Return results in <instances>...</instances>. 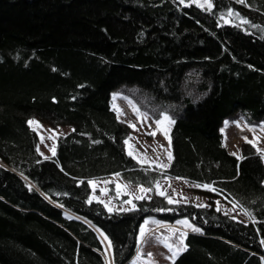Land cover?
Listing matches in <instances>:
<instances>
[{"label": "trees", "instance_id": "1", "mask_svg": "<svg viewBox=\"0 0 264 264\" xmlns=\"http://www.w3.org/2000/svg\"><path fill=\"white\" fill-rule=\"evenodd\" d=\"M212 1L0 0V264H107V247L128 264L148 215L199 228L169 264H264V159L251 142L232 153L221 130L240 109L264 116V0ZM192 68L198 100L183 91ZM123 85L176 104L166 169L129 155ZM32 116L74 126L54 155ZM117 172L152 195L127 210L91 200L89 179ZM167 175L212 184L250 220L168 203L155 189Z\"/></svg>", "mask_w": 264, "mask_h": 264}, {"label": "rangeland", "instance_id": "2", "mask_svg": "<svg viewBox=\"0 0 264 264\" xmlns=\"http://www.w3.org/2000/svg\"><path fill=\"white\" fill-rule=\"evenodd\" d=\"M198 1L205 4V0ZM210 2L211 4L213 3L212 0H210ZM198 82L199 74L195 69H189L183 82L184 94L191 96L194 100H198L204 94V92L198 88ZM112 98L113 106L117 110L118 116L129 124L135 125V127H132V132L127 138L128 143L126 147L128 152H131L141 163L148 162V159L157 160V157H159L162 163H167L169 160L165 149L171 153L170 130L173 123L163 121V117L166 115L171 121H174L176 104L160 103L136 85L120 86L112 92ZM136 110H138V112ZM179 112L181 113V110H179ZM29 120L38 122L37 125L31 126L35 128L40 135L39 150L44 156H52L53 149L55 152L57 137L60 134L70 132L74 128L72 124L52 125L41 120L37 116H32ZM157 120H161L162 123L157 125ZM223 130L227 141L226 143L234 154L238 156L242 155L243 144L251 142L264 159V116L252 118L247 111L240 109L224 118ZM149 133H154V135H150ZM129 137H131V139H129ZM152 154H155V157L150 156ZM92 182H94L92 185H101L105 181L92 178ZM194 183L195 184H191V186L187 187L188 190L182 189L181 191H176L171 198L176 202H193L199 205H209L212 203L222 211H231L232 209L231 215L238 216H235L236 218H242L239 214V204L236 201L214 188L212 184ZM195 185H201V187H196ZM203 185H209L212 189H215V191L205 189L202 187ZM119 186L123 192L130 195V197L126 199L128 196L122 194V199H126L124 201L125 208H133L135 206L134 199L137 196L150 197L149 191L144 193L140 192L141 187L148 189L146 185H141L140 187L126 180H122ZM110 187L113 189L115 186L112 183ZM204 191H207V193ZM128 201H131V203H128ZM186 219L189 218L186 217ZM183 222L184 220L179 223L183 224ZM152 223V220L147 218L146 222L141 226L138 238V251L136 255L129 260L128 264H153L154 261H157L153 258L154 255H159V253L161 256H164L165 261L162 260L166 262L164 264H169V262H172L174 257L181 252L180 249H185L186 234L183 228L175 224H158L152 236L155 237L154 242L151 243L153 254L152 252L149 253L148 243L150 239L148 238L147 227L148 224ZM142 228L145 231L143 237L141 236ZM166 244L171 245V250L165 246ZM161 248L167 251H163L164 249L161 250ZM174 253L175 255H173ZM106 259L107 264H113L109 247H107Z\"/></svg>", "mask_w": 264, "mask_h": 264}, {"label": "crops", "instance_id": "3", "mask_svg": "<svg viewBox=\"0 0 264 264\" xmlns=\"http://www.w3.org/2000/svg\"><path fill=\"white\" fill-rule=\"evenodd\" d=\"M223 125H224V121H223L222 127H221V130H222V132L224 134ZM224 139H225V135H224ZM226 142L227 141L225 139V144H226L227 148L232 153H234ZM150 156H154L155 157V154H152ZM240 156H242V155H240ZM170 162L168 161L165 164H170ZM142 163H145V164H148V165H151V166H154V165L158 166V164L162 163V162L160 161V159L159 160H149L148 159V162H142ZM117 174H119V175H117ZM98 179H101L102 181L104 180L105 182H103L101 185H99V184H96V185L90 184L91 188H92V191H91V194H90V199L91 200H100V201L104 202V204L106 205V207L109 210H127V209H131V208H125L124 207V201L126 199H128L130 197V195L128 193H126V192H123L120 187L119 188L117 187V185L121 184L122 180L125 181V179L121 176V174L119 172L112 173V174H110L107 177L98 178ZM89 181H92V178L89 179ZM128 182H130V181H128ZM112 183L115 186L113 189H111V187H110ZM130 183H132V182H130ZM157 184L159 185V188H157ZM191 184H195V183L186 180L182 176H176L175 177V176L167 175V176H164V177H162L161 179H159L157 181L155 189H156L157 192H159V191L165 192V194H166L165 196L166 197H172L176 191H181L182 189L188 190L187 187L191 186ZM135 185L141 187V185H143V184H135ZM148 189H151V191H149V193H150L149 195L151 196L153 190L149 186H148ZM180 193H182V192H180ZM122 194L123 195H127L128 197L126 199H122ZM224 212L232 214V209H231V211L230 210L229 211L225 210ZM239 214L242 217V218H239V219H241L243 221H246V222L250 220L248 218V214L246 213L244 208H242L240 205H239ZM236 217H238V216H236ZM147 218L151 219L152 222H153L152 224H148V227H147V229H148V238L150 239L149 243H148V248H149L148 252L149 253L152 252V254H153V247H152L151 243L154 242V239H155V237H152V236H153V232L155 231V227L158 224H175L176 226H178L180 228H183L184 229L183 231H184L185 234H187L189 231H194L193 229H199L190 219H186V217L179 218L175 222H165V221L159 219L158 217H156L154 215H148L143 220L142 224L140 225V228L143 225V223L146 222ZM182 220L187 221V224L179 223ZM140 228H139V232H138V238H139V235H140ZM185 237H186V235H185ZM159 246H160V244H159ZM162 249H164V248H161V250ZM163 251H167V250L164 249ZM176 257H177V255L174 257V259ZM148 258H149V256H148ZM153 258L155 260H157V261H154L153 264H164V263H166V262L162 261V260H164V256L163 255L161 256L160 253H159V255H154ZM174 259L172 260V262L174 261ZM169 263H171V262H169Z\"/></svg>", "mask_w": 264, "mask_h": 264}, {"label": "snow or ice", "instance_id": "4", "mask_svg": "<svg viewBox=\"0 0 264 264\" xmlns=\"http://www.w3.org/2000/svg\"><path fill=\"white\" fill-rule=\"evenodd\" d=\"M182 2H183V0H182ZM240 2H243V0H240ZM205 4H207L208 9H211V8H212V4H211L210 0H205ZM199 6L204 7V4H200ZM232 14H233V13H232L231 11H229L228 15H232ZM245 22H247V21H245ZM136 111L138 112V110H136ZM163 121H168L169 123H174V121H171L170 118H169L168 116H166V115L163 117ZM28 123H29V125H37V124H38V122H37V121H34V120H29ZM156 123H157V125H159V124L162 123V121H161V120H157ZM129 126H130V127H135V125H131V124H130ZM149 134H150V135H154V133H149ZM129 139H131V137H129ZM125 143L127 144L128 141L126 140ZM161 147H163V146H161ZM52 151H53V155H54V154H55L54 149H53ZM154 151H155V150H154ZM165 151L167 152L168 160H169V162H170L171 159H172L171 153L168 152L167 149H165ZM129 155H132V153L129 152ZM158 159H159V157H157V160H158ZM158 167H160V168H162V169H166L167 167H169V164L159 163V164H158ZM117 175H119V174H117ZM89 183L92 184V183H94V182L89 181ZM195 186H196V187H201V185H195ZM117 187L119 188L120 186L117 185ZM202 187H204L205 189H208V190L215 191V189H212L209 185H203ZM157 188H159V185H158V184H157ZM148 191H151V189H145V188H143V187L140 188V192H142V193H144V192H148ZM158 194L161 195V196H165V195H166L165 192H163V191H159ZM143 198H144V197H142V196H137V197H136V199H143ZM166 198L168 199V203H170V204L176 202V201H174L171 197H166ZM89 202H91V200H90ZM128 203H131V201H128ZM201 206H203V205H201ZM183 223L187 224V221H184ZM193 230H194V231H198L199 229H193ZM144 234H145V231H144V229L142 228V229H141V236L143 237ZM181 242H183V241H181ZM165 246L168 247V248L171 250V245H167V244H166ZM180 250L182 251V250H184V249H180ZM149 255H151V254H149ZM173 255H175V253H174Z\"/></svg>", "mask_w": 264, "mask_h": 264}]
</instances>
